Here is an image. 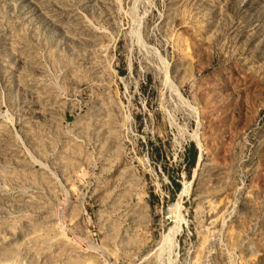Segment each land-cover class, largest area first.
I'll use <instances>...</instances> for the list:
<instances>
[{
    "label": "rangeland",
    "instance_id": "374dc122",
    "mask_svg": "<svg viewBox=\"0 0 264 264\" xmlns=\"http://www.w3.org/2000/svg\"><path fill=\"white\" fill-rule=\"evenodd\" d=\"M0 261L264 264V0H0Z\"/></svg>",
    "mask_w": 264,
    "mask_h": 264
},
{
    "label": "bare ground",
    "instance_id": "6f19581e",
    "mask_svg": "<svg viewBox=\"0 0 264 264\" xmlns=\"http://www.w3.org/2000/svg\"><path fill=\"white\" fill-rule=\"evenodd\" d=\"M136 9V8H135ZM163 69V68H162ZM164 70V69H163ZM164 72V71H163ZM166 74V73H165ZM166 80H167V78H166ZM164 82V81H163ZM167 82V81H166ZM172 83V82H171ZM174 85V84H173ZM165 87V86H164ZM167 92V91H166ZM180 93H178V95H179ZM178 97V96H177ZM183 99V98H182ZM181 102V101H180ZM183 103V102H182ZM189 106V105H188ZM191 111H192V113H194L195 114V116H196V114L198 113L197 112V110L194 108V107H192V109H191ZM197 117H198V115H197ZM197 119V118H196ZM196 121V120H195ZM195 130V129H194ZM195 133H193V135H194ZM197 136L198 135H194V140L196 141V145H197V148L199 149V159H201L202 158V147H201V145H200V143L198 142V138H197ZM200 139V138H199ZM0 264H12L11 262L10 263H8V262H4V261H0Z\"/></svg>",
    "mask_w": 264,
    "mask_h": 264
},
{
    "label": "built area",
    "instance_id": "2783aa9c",
    "mask_svg": "<svg viewBox=\"0 0 264 264\" xmlns=\"http://www.w3.org/2000/svg\"><path fill=\"white\" fill-rule=\"evenodd\" d=\"M119 119H120V116H119ZM116 127H117V130H118L117 131V137L119 139V143L122 144V120L121 119H120V122L117 124ZM94 132H95L94 129L90 130L91 135L94 134ZM79 138H80V136H78V138H76V140L79 139ZM76 142L77 143H81L82 140H77Z\"/></svg>",
    "mask_w": 264,
    "mask_h": 264
}]
</instances>
